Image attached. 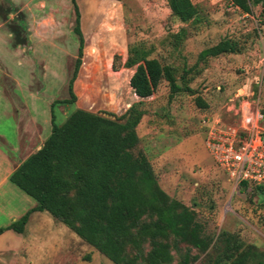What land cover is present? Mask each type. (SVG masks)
Listing matches in <instances>:
<instances>
[{
	"label": "rangeland",
	"instance_id": "374dc122",
	"mask_svg": "<svg viewBox=\"0 0 264 264\" xmlns=\"http://www.w3.org/2000/svg\"><path fill=\"white\" fill-rule=\"evenodd\" d=\"M191 2L197 21L182 23L170 15L166 0H77L84 49L73 81L76 98L73 105L54 107L56 120L61 122L74 106L123 113L139 100L128 85L134 66H121L127 47L140 41L151 46L150 56L169 66L181 89L170 95L166 81L160 80L143 98L146 112L136 128L139 141L133 150L145 154L164 193L195 211L217 247L224 238L220 233L226 232L264 253V190L234 186L205 149L200 126L205 115L236 120L245 101L264 116V0H250L248 12L229 0ZM73 22L70 0H0L2 35L10 40L0 49V67L13 70L21 63L7 59L2 50L23 55L19 71L24 86L27 82L32 93L49 101L66 96L78 46ZM181 28L185 32L178 34ZM224 38L235 40L240 49L197 59L202 49ZM0 80L12 89L10 76ZM196 96L205 107L195 103ZM29 216L20 235L7 230L0 236V248L18 237L14 252L0 251V264H111L47 212ZM7 222L0 213V227ZM205 253L198 264L204 263Z\"/></svg>",
	"mask_w": 264,
	"mask_h": 264
},
{
	"label": "trees",
	"instance_id": "16d2710c",
	"mask_svg": "<svg viewBox=\"0 0 264 264\" xmlns=\"http://www.w3.org/2000/svg\"><path fill=\"white\" fill-rule=\"evenodd\" d=\"M229 2L243 11L251 10L250 0ZM70 3L78 46L65 82L67 95L49 102V135L7 178L32 198L35 206L0 227V233L7 229L21 233L30 213L44 211L111 264H198L212 237L205 234L193 209L158 187L145 154L133 150L139 141L136 128L146 112L141 105L143 98L160 80L166 81L170 95L181 89L169 66L150 56L152 47L143 41L127 47L121 66H134L128 85L139 100L123 113L74 106L61 122L56 120L55 108L75 101L73 81L84 49L77 0ZM166 4L170 15L180 22L197 21V9L191 0H166ZM184 32L181 28L178 34ZM239 49L235 40L224 38L202 49L197 59ZM179 79L183 82V75ZM194 101L206 106L197 96ZM245 185L244 181L239 183L240 187ZM220 235L224 236L220 237L221 247L214 241L204 254L203 264H264V253L253 245H243L226 232Z\"/></svg>",
	"mask_w": 264,
	"mask_h": 264
},
{
	"label": "crops",
	"instance_id": "0c3cea01",
	"mask_svg": "<svg viewBox=\"0 0 264 264\" xmlns=\"http://www.w3.org/2000/svg\"><path fill=\"white\" fill-rule=\"evenodd\" d=\"M2 34L3 29L0 24V49L10 43V40ZM45 37L47 36L37 37L35 40L46 39ZM2 53L12 62H15L16 58L21 62L13 70H9L6 65L0 67V71L3 69L0 79L5 75L10 76L13 80L11 90H7L3 87L4 84L0 83V213L7 218L8 222L5 226H8L35 206L32 198L23 193L25 197L16 191L18 189L8 181V175L27 155L40 147L42 141L51 131V123L50 109H48L50 101L32 93L26 87L30 85L27 82L26 86L21 83L22 76L19 70L23 69L21 65H23L25 57L13 55L5 49L2 50ZM0 62H3L1 56ZM0 65L2 64L0 63ZM27 78L30 80V75ZM38 101H43V104ZM63 105L61 106L64 107ZM62 111L65 112L63 109ZM8 183L13 187H9ZM4 208H6V212ZM29 218L27 223L31 220ZM7 230L1 232L0 236ZM14 233L20 235V233ZM13 238H16L15 243H5L0 251L14 252L18 246V237Z\"/></svg>",
	"mask_w": 264,
	"mask_h": 264
},
{
	"label": "built area",
	"instance_id": "2783aa9c",
	"mask_svg": "<svg viewBox=\"0 0 264 264\" xmlns=\"http://www.w3.org/2000/svg\"><path fill=\"white\" fill-rule=\"evenodd\" d=\"M263 119L248 101L240 105L238 118L231 122L213 115L200 119L205 149L234 186L244 181L246 186L264 190Z\"/></svg>",
	"mask_w": 264,
	"mask_h": 264
},
{
	"label": "water",
	"instance_id": "95a60500",
	"mask_svg": "<svg viewBox=\"0 0 264 264\" xmlns=\"http://www.w3.org/2000/svg\"><path fill=\"white\" fill-rule=\"evenodd\" d=\"M177 85H178V86L180 85V82H179V81L177 82Z\"/></svg>",
	"mask_w": 264,
	"mask_h": 264
}]
</instances>
